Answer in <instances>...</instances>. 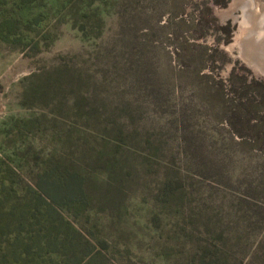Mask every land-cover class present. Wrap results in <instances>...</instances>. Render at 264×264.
Masks as SVG:
<instances>
[{
    "label": "rangeland",
    "instance_id": "374dc122",
    "mask_svg": "<svg viewBox=\"0 0 264 264\" xmlns=\"http://www.w3.org/2000/svg\"><path fill=\"white\" fill-rule=\"evenodd\" d=\"M68 1L0 0V204L5 217L12 215L16 220L19 215L25 222L20 225L15 221L3 232L0 251L8 254L0 264H53L43 254L19 255L29 245L38 247L33 234L38 220L33 217L37 200L33 193L49 165L68 168L66 164L74 163L90 185L108 186L115 196L109 205L57 208L64 222L70 224L65 225L66 231L94 244L72 256L75 264H85L91 250L99 254L91 264H181L179 254L192 242L179 239L184 234L183 226L178 225L183 223L184 211L180 202L165 204L157 197L160 185L169 178H185L192 187L188 193L194 218L197 206L206 204L204 198H211L207 203L216 210L217 198L230 194L258 202V212L264 214V73L245 63L237 52L242 13L232 7V0H84L82 4L74 0L72 5ZM55 2L58 8L51 6ZM78 6L87 16L74 14ZM97 8L100 20H88ZM116 8L161 12L155 32L148 30L147 16L135 28L138 38L134 36L122 63L125 70L121 71V82L110 71L117 40L111 14ZM199 57L204 65L198 77L188 60L197 63ZM175 78V87L163 86ZM192 80L199 88L214 87L210 95H219L216 98L230 107L252 98L260 101V114H242L238 119L250 131L243 129L239 134L224 120L214 124L213 112L207 110L198 89L191 88ZM54 86L60 89L58 94ZM97 94L110 101L117 112L114 117L110 109L102 108L95 119L105 125H120L129 116L134 130L130 154L104 149L106 140L99 136L95 140L93 124L85 116L88 110H81L86 117L81 118L75 109L76 100L82 106L95 107ZM54 95L60 101L54 102ZM176 122L192 145L190 150L195 148L206 168L227 172V196L220 188L224 185L202 177L185 157H180L177 132L173 131L179 129ZM159 123L162 133L155 131ZM144 126L150 130H143ZM74 134L92 139L91 147L77 150L70 146L67 140ZM255 135H260V151L239 148L241 138L256 139ZM148 137H160L166 145L163 151L155 153L142 145ZM228 138L232 142L226 146L223 143ZM217 140L223 142L217 144ZM115 153L128 158L130 167L118 169L106 184L104 167L95 165L90 156ZM237 175L240 178L236 179ZM200 183L217 185L218 197ZM257 226L255 232H246L241 239L236 264L264 262V249L259 255L264 227L259 230ZM10 233L12 238L21 233L20 239L8 241ZM30 239L34 240L27 244Z\"/></svg>",
    "mask_w": 264,
    "mask_h": 264
},
{
    "label": "trees",
    "instance_id": "16d2710c",
    "mask_svg": "<svg viewBox=\"0 0 264 264\" xmlns=\"http://www.w3.org/2000/svg\"><path fill=\"white\" fill-rule=\"evenodd\" d=\"M74 0L68 1L70 5L73 4ZM77 1V0H76ZM81 4L84 0H78ZM55 6L58 8V2H55L51 6ZM78 9L75 10V15H81L82 17L87 16V12L82 9V6H78ZM54 10V9H53ZM116 11L111 14L114 20V24L117 30V40L116 45L113 46L115 56L114 58H110V71L117 77V81H123L120 74H123L121 71L125 70L122 63L126 61L127 51L129 50L132 40L134 36H137L135 28H139V23L144 16H147V23L149 25L150 32H155L158 29V19L161 15L160 11L153 12L152 10H144L142 8H116ZM97 12H94L93 17L90 19H99L101 18L100 8L96 9ZM132 27H134V34H132ZM166 30V27L161 28ZM118 54V58H117ZM197 63H193L192 60H188L190 62V66L194 67L195 73L199 77V70L204 65V60L202 57H199ZM187 60L185 63H188ZM110 71L108 73H110ZM106 73V76L107 74ZM105 76V78H106ZM192 76V75H190ZM178 79H173L172 83L168 85V82L165 83L164 87H175L177 85ZM181 83V80H179ZM191 88L198 89L200 92V96L203 97V101L208 104L207 110H211L213 112L212 116L214 117V124H218L219 121L224 120L230 124L231 130L238 132L239 134L243 133V129L247 132L250 131L248 125H241L238 121L240 119V115L247 114L250 117V114H260V101L256 102L253 98L248 99L247 102H240L236 106H228L227 103H223L219 99V95L211 96L210 89H215L214 87H206L199 88V84L196 80L191 81ZM186 87L188 86L185 83ZM255 86V85H254ZM54 93H59V88L54 86ZM218 89H222L217 85ZM253 86L251 84L248 85V88L251 89ZM96 91H98L96 89ZM214 91V90H213ZM218 92V91H217ZM223 94V93H222ZM97 101L95 107H91V104L86 106H82L79 100L75 99L73 102L75 103V109L79 110V115L81 118H89L88 123H92L95 131L94 135H97L96 139L101 137L102 140H106L104 149H113L119 150L123 153L130 154L133 148V134L134 130L132 129V123H129V116L126 117L125 122H121L118 125L116 122H109L107 125L95 119L97 115L99 116V110L104 108L105 110L110 109L113 112V115H116L117 109L113 108V105L110 101H104V98L97 94ZM216 96H218L216 98ZM107 100H111V98H106ZM54 102L60 101L58 95H54ZM264 102V98H263ZM81 110H88V113L84 116ZM229 114V116H228ZM115 117V116H114ZM160 124V123H159ZM174 124V123H173ZM175 124L179 125V129L174 128L173 131L177 132V136L175 137L178 141L177 151L180 157L183 159L185 157L188 160V164H190L195 169L199 175L208 176L212 178L219 184L224 186L222 191L225 192L227 196V189L224 188L225 185H228V180H225V175H228L226 171H223V174H220L216 171L215 168H206L205 162L202 160L200 156H198L194 148V152H192L191 144L187 137H185L180 129V123L176 122ZM111 127V129H110ZM148 127V128H147ZM150 126H144L143 130H150ZM148 129V130H147ZM155 131L161 132L163 131V127L159 125L156 126ZM216 134H220L218 131H214ZM256 139H251L249 137L241 138L239 148L245 147L250 151V149H255L260 151V135L253 136ZM91 140L78 138L77 134H74L71 138H68L67 143L70 146H73L77 150L89 149V143ZM218 143H222L223 141L217 140ZM155 142V143H154ZM232 142L231 138H228V142L224 141V145H230ZM95 142L93 141L92 144ZM142 145L145 147H150L152 152L160 153L163 151L165 142L158 137L155 140H152V137H148L147 140L142 142ZM91 147V146H90ZM92 149H90L91 151ZM94 161L95 165L101 164L105 169V183L107 184L108 180H113V174L118 172V169H128L130 165L128 164L129 159L123 157L121 155L115 154H99L96 158L90 156ZM222 161V160H221ZM224 162V161H223ZM78 163V161H77ZM69 167H61L59 165H49V169L45 171L43 174L41 173L40 179H38V183L35 188V195L37 197L36 205L34 211V218H37V228L34 230V238L36 237V244L38 245H29L27 249L19 255L30 256V255H42L49 257L50 261L53 264H75V260L72 256H76L77 252L80 248L84 250H88L92 248L94 245L93 242L89 239L80 235V238H77L70 231H66L65 225L70 227V224L64 222L63 217L60 215V212L57 208H66L71 210V208H78L81 206H88L90 203H98L109 205L112 203V199L114 201L115 196L112 195V191L106 187L95 188L90 185L89 181L86 180L84 174L78 171V167L76 164L72 163L71 165L66 164ZM56 166V167H55ZM133 168V167H132ZM133 170V169H132ZM238 176V177H237ZM236 179L240 178L241 175H237ZM256 177V174L255 176ZM253 177V178H254ZM232 178V176H231ZM264 181V178L263 180ZM202 187H207L210 189L212 195L218 197L215 192L217 185H204L200 183ZM187 185V186H186ZM264 185V184H263ZM219 188V189H220ZM111 191V192H110ZM188 191H192V187L186 183L185 178L176 177L169 178L164 180L160 185L158 190L159 202H163L165 204L174 205L176 201L180 202L181 208L184 211L182 214L183 223L178 224L183 226L182 231L184 234L180 236L179 239H182L183 243L192 239L191 243H186L185 253L180 252L179 254V262L181 264H236V257L238 246L240 245V241L243 238L244 234L254 232L257 229V225H260L259 230L264 227V214L260 213V208L254 204V201L247 202L246 200L238 199V197H234L231 194L228 198L218 199L215 203H217V209H213V204H208L207 202L211 200V198H204L206 204L197 206V217H193L192 215V198L191 194ZM253 198V197H252ZM256 199L257 198H253ZM205 206L207 211L204 210ZM260 206V205H259ZM189 209V210H188ZM4 207L0 204V239L3 236V232L6 228H9L15 221H17L20 225H24V219L21 216H16V220L12 218V215L7 218L3 214ZM13 211V208L10 209ZM213 212V216H210ZM204 217H207L204 220ZM29 218V217H28ZM263 221V222H262ZM262 222V224H261ZM72 229V227H71ZM196 232V233H194ZM191 233V234H190ZM21 233L17 236L13 237V234L10 233L8 235V241L14 239V241H18L20 239ZM83 240V243L80 241ZM34 239H30L27 244H30ZM264 249V236L262 237V241L260 242V256H262L261 252ZM14 253V251H13ZM33 253V254H32ZM7 251H0V262L4 258L7 257ZM15 255L17 253L15 252ZM99 256L96 252H89L86 263L91 264L95 259ZM261 258V257H260ZM256 260V259H255ZM262 260V258H261ZM264 261V259H263ZM43 262H41L42 264ZM46 263V262H45ZM51 264V263H47ZM264 264V262L262 263Z\"/></svg>",
    "mask_w": 264,
    "mask_h": 264
},
{
    "label": "water",
    "instance_id": "95a60500",
    "mask_svg": "<svg viewBox=\"0 0 264 264\" xmlns=\"http://www.w3.org/2000/svg\"><path fill=\"white\" fill-rule=\"evenodd\" d=\"M231 5L242 13L237 52L245 63L264 73V0H232Z\"/></svg>",
    "mask_w": 264,
    "mask_h": 264
}]
</instances>
